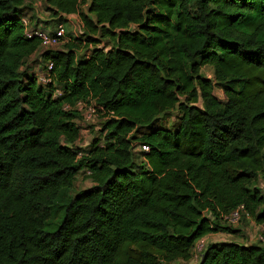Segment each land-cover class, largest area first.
<instances>
[{
	"label": "trees",
	"instance_id": "16d2710c",
	"mask_svg": "<svg viewBox=\"0 0 264 264\" xmlns=\"http://www.w3.org/2000/svg\"><path fill=\"white\" fill-rule=\"evenodd\" d=\"M45 5L57 24L76 14L80 38L42 50L26 0H0V264H264L258 237L192 262L199 238L238 232L221 217L238 206L264 235V0ZM36 53L53 63L45 84L21 69ZM79 100L106 111L86 149ZM171 111L177 126L158 125ZM81 169L93 184L47 230Z\"/></svg>",
	"mask_w": 264,
	"mask_h": 264
},
{
	"label": "rangeland",
	"instance_id": "374dc122",
	"mask_svg": "<svg viewBox=\"0 0 264 264\" xmlns=\"http://www.w3.org/2000/svg\"><path fill=\"white\" fill-rule=\"evenodd\" d=\"M26 15L32 18V22L35 23L37 26H41L42 28L46 29H54L58 22H52L51 16L49 11L46 8L45 0H26ZM86 10V6L82 7ZM66 19L62 22L64 24L66 30V36L63 40H61L56 46H53L48 49H64V43L68 40L81 36L82 28L81 22L79 17L76 14L68 15L65 17ZM68 33V34H67ZM104 43V42H103ZM91 45H85L83 43L79 49H77L78 57L83 55H88L91 49ZM47 49V50H48ZM46 50V49H42ZM44 60L40 58L38 53L32 55L25 65L21 67V69L25 68L26 66H30V73H34L37 75L38 72L42 71V66L44 65ZM201 72L206 77H212V68L210 66H203L201 68ZM216 94L223 98V94L220 89H215ZM178 114L175 111L169 112L165 117L162 118V121L159 122L160 126H164L167 128H173L177 126V121L179 120ZM164 122V123H163ZM80 125V138L75 143L76 146L82 149L88 148L90 142L99 136L100 127L102 125V119L100 114L94 116L89 121H84L83 119L78 120ZM136 151L140 150L139 147H136ZM140 159V158H138ZM93 184L92 178L87 176L84 172V169H81L78 174L76 175L74 185L68 191H64L62 196L57 200L54 204L51 216L47 222V230H54L55 226L61 221L63 218V210L64 205L67 202L68 196H72L75 192L85 189ZM257 185L264 188V179L260 177L257 182ZM62 217V218H61ZM234 228L238 229V232L234 233V235H226L227 232H217L210 236V239L207 240L208 242H219L220 240L223 241H236L242 243H255L258 242V235L261 232V226L257 225L252 219L250 218H241V220L233 225ZM194 262V260H192ZM180 261L172 262L171 264H179Z\"/></svg>",
	"mask_w": 264,
	"mask_h": 264
},
{
	"label": "built area",
	"instance_id": "2783aa9c",
	"mask_svg": "<svg viewBox=\"0 0 264 264\" xmlns=\"http://www.w3.org/2000/svg\"><path fill=\"white\" fill-rule=\"evenodd\" d=\"M21 22L24 27V34L27 37L37 38L40 42V47L42 49H48L53 46H56L66 36V30L62 23L57 24L54 29H41L38 27L31 28L30 20L28 17H25V16L22 17ZM52 67H53L52 61L48 60L45 62L44 69L38 72L36 75L37 81L39 83L45 84L51 80L50 71ZM60 94H61L60 89H56L54 91V96H57ZM64 108L68 109L70 108V106L65 105ZM73 108L76 109L81 114L80 119H83L84 121H89L94 116L99 115V114L101 116V119H104V115L102 116V114H105L106 112L101 106L96 105L92 101L86 102V101L79 100L73 105ZM109 115L111 114L109 113ZM138 147L141 151L148 150V146L144 143L139 144ZM80 155L81 153L78 152V156ZM86 174H90V171L86 170ZM242 211H243L242 206H238L237 208H235L234 210H232L231 212L227 214H221V217L226 222L235 225L239 222ZM210 236L211 235L203 236L195 242V245L193 248L192 260L196 261L200 257L201 253L203 252L205 248V245L207 244V240L210 239ZM258 238L264 242V235L259 234Z\"/></svg>",
	"mask_w": 264,
	"mask_h": 264
},
{
	"label": "crops",
	"instance_id": "0c3cea01",
	"mask_svg": "<svg viewBox=\"0 0 264 264\" xmlns=\"http://www.w3.org/2000/svg\"><path fill=\"white\" fill-rule=\"evenodd\" d=\"M226 235H231V234H228V233H226ZM221 241V240H220ZM223 241H225V240H223ZM242 243V242H241ZM243 244H246V243H243Z\"/></svg>",
	"mask_w": 264,
	"mask_h": 264
}]
</instances>
